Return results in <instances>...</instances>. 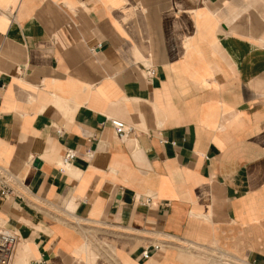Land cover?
I'll return each mask as SVG.
<instances>
[{
	"label": "crops",
	"instance_id": "crops-1",
	"mask_svg": "<svg viewBox=\"0 0 264 264\" xmlns=\"http://www.w3.org/2000/svg\"><path fill=\"white\" fill-rule=\"evenodd\" d=\"M3 186L13 264H264V0H0Z\"/></svg>",
	"mask_w": 264,
	"mask_h": 264
},
{
	"label": "built area",
	"instance_id": "built-area-1",
	"mask_svg": "<svg viewBox=\"0 0 264 264\" xmlns=\"http://www.w3.org/2000/svg\"><path fill=\"white\" fill-rule=\"evenodd\" d=\"M111 124L113 125L116 134L118 136H124L128 134L131 130L120 120H111ZM74 154L68 150L65 154V160H69L73 158ZM10 193V190L3 186L0 190L1 195H5ZM18 239L17 236L10 231L3 229L0 227V264H9L15 248L17 246ZM157 248V247H155ZM148 255H144L146 258Z\"/></svg>",
	"mask_w": 264,
	"mask_h": 264
},
{
	"label": "bare ground",
	"instance_id": "bare-ground-1",
	"mask_svg": "<svg viewBox=\"0 0 264 264\" xmlns=\"http://www.w3.org/2000/svg\"><path fill=\"white\" fill-rule=\"evenodd\" d=\"M17 260V259H16ZM22 260V259H21ZM13 261H14V258H13V260H12V262L10 263V264H13ZM17 264H18V262H17ZM23 264V263H22Z\"/></svg>",
	"mask_w": 264,
	"mask_h": 264
}]
</instances>
